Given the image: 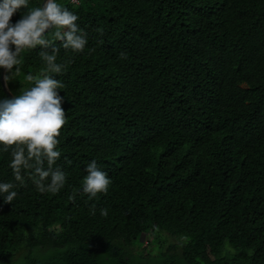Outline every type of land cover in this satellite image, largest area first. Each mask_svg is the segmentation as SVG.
Wrapping results in <instances>:
<instances>
[{
  "label": "trees",
  "instance_id": "obj_1",
  "mask_svg": "<svg viewBox=\"0 0 264 264\" xmlns=\"http://www.w3.org/2000/svg\"><path fill=\"white\" fill-rule=\"evenodd\" d=\"M57 3L88 41L45 73L64 85L66 183L40 193L25 170L21 185L0 145V183L17 185L10 204L0 193V264H264V0ZM40 50L21 51L14 97L46 68ZM92 160L111 183L89 199ZM143 235L159 252L134 250Z\"/></svg>",
  "mask_w": 264,
  "mask_h": 264
},
{
  "label": "clouds",
  "instance_id": "obj_2",
  "mask_svg": "<svg viewBox=\"0 0 264 264\" xmlns=\"http://www.w3.org/2000/svg\"><path fill=\"white\" fill-rule=\"evenodd\" d=\"M28 0H0V68L6 70L5 82L10 80L13 67L20 64L18 59L24 49L40 46V55L46 62L41 75L26 76L27 81H34V86L12 99L0 100V145L3 151L11 149L10 168L14 180L25 183V170L40 193L57 194L66 183V174L56 165L60 157L57 150V137L66 123V113L61 107L64 97L57 92L63 83L45 73H61L64 65L56 63L61 47L76 53L84 51L87 34L77 24L79 17L63 8L57 0H44L43 4L29 9L27 14L14 25L11 18L21 8H27ZM52 29V39L47 37ZM60 41L57 47L54 42ZM10 46H14V51ZM121 59H127V53H120ZM19 74V67H15ZM14 146V147H13ZM45 164L47 167H45ZM83 192L89 199L98 194H106L111 183L107 172L102 171L95 160L86 167ZM17 185L12 182L0 183V193H6V203H11L17 196L12 190ZM95 214V208L92 209ZM108 210L102 209L106 216Z\"/></svg>",
  "mask_w": 264,
  "mask_h": 264
},
{
  "label": "rangeland",
  "instance_id": "obj_3",
  "mask_svg": "<svg viewBox=\"0 0 264 264\" xmlns=\"http://www.w3.org/2000/svg\"><path fill=\"white\" fill-rule=\"evenodd\" d=\"M75 2V0H73ZM169 242H172L174 239L170 237H165ZM153 238L149 235H143L138 241L134 244L133 248L138 253H148L155 254L159 252L157 245L152 242ZM183 243H186V240H183Z\"/></svg>",
  "mask_w": 264,
  "mask_h": 264
},
{
  "label": "water",
  "instance_id": "obj_4",
  "mask_svg": "<svg viewBox=\"0 0 264 264\" xmlns=\"http://www.w3.org/2000/svg\"><path fill=\"white\" fill-rule=\"evenodd\" d=\"M43 2H44V0H42L41 5L43 4ZM12 50L14 51V47L12 48ZM5 75H6V70L3 69V68H1L0 69V85H1V88H2L3 93L10 100V99L14 98V96L11 94V92L8 89V86H7V84L5 82V79H4Z\"/></svg>",
  "mask_w": 264,
  "mask_h": 264
}]
</instances>
